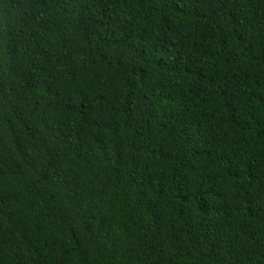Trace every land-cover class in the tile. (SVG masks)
<instances>
[{"label":"trees","instance_id":"obj_1","mask_svg":"<svg viewBox=\"0 0 264 264\" xmlns=\"http://www.w3.org/2000/svg\"><path fill=\"white\" fill-rule=\"evenodd\" d=\"M0 264H264V0H0Z\"/></svg>","mask_w":264,"mask_h":264}]
</instances>
